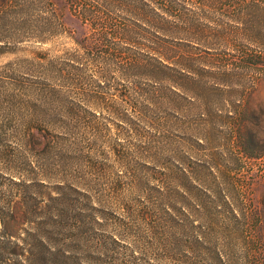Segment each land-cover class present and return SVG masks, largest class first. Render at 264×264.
I'll use <instances>...</instances> for the list:
<instances>
[{
  "label": "trees",
  "instance_id": "16d2710c",
  "mask_svg": "<svg viewBox=\"0 0 264 264\" xmlns=\"http://www.w3.org/2000/svg\"><path fill=\"white\" fill-rule=\"evenodd\" d=\"M67 4L80 27L93 33L102 47L115 46L114 40L143 42L147 52H135L134 67L144 63L146 76L161 82L144 95L135 91L134 112L160 136L170 124L163 116L166 109L176 117L192 114L197 127L191 135L210 152L214 125L227 127L229 170L218 163L219 152L195 159L188 167L174 164L156 179L155 196L147 194L149 201L141 208L124 209L120 228L126 235L135 225L154 230L162 236L166 253H180L173 258L175 264H264V210L251 196L253 179L239 174L249 162L264 159L250 107L253 92L264 79V0H67ZM16 8L13 2L0 0V26L19 22ZM53 18L56 33L64 32L62 15L55 10ZM5 38L0 37V56L15 51ZM8 181L1 185L10 201L5 199L0 206V264H115L114 249L85 246L94 240L91 234L97 226L103 227L98 210H79L69 194L51 199L34 194L29 204L25 194L40 181L24 177ZM59 189L90 199L74 185ZM25 225L31 227L24 229ZM53 229L68 233L63 245ZM113 235L107 238L119 243L118 235ZM82 246L87 253L74 252Z\"/></svg>",
  "mask_w": 264,
  "mask_h": 264
},
{
  "label": "rangeland",
  "instance_id": "374dc122",
  "mask_svg": "<svg viewBox=\"0 0 264 264\" xmlns=\"http://www.w3.org/2000/svg\"><path fill=\"white\" fill-rule=\"evenodd\" d=\"M8 1L17 5L19 22L0 26V37L15 49L0 56V206L10 201L2 184L12 177L36 179L42 184L27 190L29 204L34 194L49 199L69 194L79 210H98L103 227L97 226L91 234L94 240L85 246L114 249L115 264H175L173 258L180 253H166L162 236L154 230L135 225L126 235L119 226L124 209L141 208L149 201L147 194L155 196L156 179L176 163L188 167L195 159L219 152L218 163L229 170L227 127L214 125L210 152L191 135L197 127L192 114L176 117L166 109L163 116L170 124L160 136L134 112L135 91L144 95L161 82L146 76L144 63L134 67L135 52H147L143 42L114 40L115 46L102 47L70 14L67 0ZM55 10L63 17L64 32L54 29ZM144 35L139 39L144 41ZM250 107L253 131L264 146V79ZM248 164L239 174L253 179L251 196L264 210V159ZM63 185H74L90 199L59 189ZM53 231L63 245L68 233ZM112 234L119 243L107 238ZM84 248L74 252L87 253Z\"/></svg>",
  "mask_w": 264,
  "mask_h": 264
}]
</instances>
